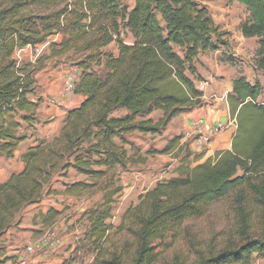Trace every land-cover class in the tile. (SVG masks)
I'll list each match as a JSON object with an SVG mask.
<instances>
[{
  "label": "trees",
  "instance_id": "trees-1",
  "mask_svg": "<svg viewBox=\"0 0 264 264\" xmlns=\"http://www.w3.org/2000/svg\"><path fill=\"white\" fill-rule=\"evenodd\" d=\"M125 1L10 0L0 5V157H13L27 138L20 129L33 125L40 104V98L32 99L38 67L17 60V51L46 44L51 57L82 52L72 92L84 97L66 113L58 133L34 139L20 156L22 169L0 183V239L28 206L54 192L56 175L65 176L71 167L87 180L67 185V193L80 196L95 186L102 191L101 200L83 215L88 224L84 243L95 253L89 264H155L156 240L167 234L176 238L184 222L232 192L240 241L196 250L190 264H253L254 256H264V105L257 103L261 86L244 76L232 81L226 96L236 121L230 148L200 161L203 152L192 154L180 144L181 136L170 139L160 153L176 147L179 156L186 148L174 175L141 194L114 227V232L130 234L131 243L106 249L111 229L107 221L121 191L106 175L117 166L145 161L127 153L124 136L160 134L174 117L201 106L195 62L200 51L214 46L213 37L221 35L195 0H133L131 6ZM228 1L249 11L240 30L244 37L258 38L255 65L264 73V0ZM122 29L129 31L130 43L122 40ZM52 35L61 37L53 40ZM111 43L116 55L104 50ZM119 109L126 113L115 115ZM156 110L162 112L159 118L148 117ZM250 204L261 212L256 236L250 234ZM38 215L42 226H49L59 211L50 207ZM173 264L187 262L179 257Z\"/></svg>",
  "mask_w": 264,
  "mask_h": 264
},
{
  "label": "rangeland",
  "instance_id": "rangeland-1",
  "mask_svg": "<svg viewBox=\"0 0 264 264\" xmlns=\"http://www.w3.org/2000/svg\"><path fill=\"white\" fill-rule=\"evenodd\" d=\"M9 1L0 0V5H7ZM132 1L126 0L125 3L131 6ZM195 1L206 8L215 26L219 28V33H221L219 37H213L214 46L212 48L200 51L195 62L200 77L198 79L194 77V79H196L195 83L198 90L202 93L201 106H213L218 101H221L226 108V114L230 116L227 122H230L233 117L230 114L229 106H226L225 102H227V89L230 83L232 85V81L235 78L244 76L250 83L260 85L262 90L257 103L264 105V73L257 69L255 65L258 38L244 37L241 33L240 28L242 23L249 18V11L242 4L229 2L228 0ZM54 36L52 35L50 38ZM60 37L61 35H57V39ZM121 38L126 43H130L132 40L129 31L125 29L121 31ZM104 50L112 52L115 55L117 54L114 43H111ZM176 51L180 50L176 49ZM82 55V52L71 50L59 56L51 57L50 49L47 48V45L41 44L38 46H28L23 50L17 51L15 57L17 60L31 62L38 67L34 74L35 80L38 82L45 77L51 78L53 73L49 74V68L57 70V73L63 72L65 78L76 68L75 64ZM43 89V85L35 83L33 95L35 97L39 96V93ZM124 113H126L125 109H119L114 114L122 115ZM161 114L160 110H156L151 112L148 117L156 120ZM196 120L203 122L201 118ZM49 122L46 119L44 125ZM216 122H222L225 126L224 129H226L227 122L221 120ZM23 125L26 126L25 124ZM174 125L172 119L160 134L152 135L133 132L124 136L127 142L124 145L127 153L135 157L145 158V161L129 164L126 168L117 166L109 170L106 175L105 179H113L121 186V191L114 197L112 217L107 221V224L111 228L110 240L106 244L107 251L120 250L123 243L126 241L131 243L132 241V236L124 230L114 232V227L120 223L126 209L130 205L136 204L139 196L152 188L156 182L174 175V169L178 165L182 154L186 152V148H183L179 156H177L179 151L176 147L168 154L159 152L174 137L181 136L180 144H182L183 133L188 128L177 134L173 132ZM36 126V121L33 122V125L29 126V128H32L33 133L39 128V125L38 127ZM33 133L31 136L34 137L37 133ZM36 138L38 137L34 139ZM121 140V137L115 138V142L118 144H121ZM185 144L192 151V154L197 153L191 150L187 143ZM130 145L133 147L130 148ZM103 179H100V182ZM86 180L87 177L77 174L70 167L65 176L56 175L52 184L54 192L44 196L50 202L59 204L60 212L55 219L56 222L58 224L62 223L69 228L76 227L80 235L84 234L88 227L86 219L83 216L84 211L101 200L102 191L95 186L90 192L77 196L67 193L65 188L73 182ZM235 193L232 192L225 198L208 206L205 213L200 217L184 222L176 238L171 236L172 234H167L162 240H156L154 243L155 252H157L155 264H173L175 259L179 257L183 262L186 260L187 264H190L195 260L196 250L205 249L206 246H210L213 243L216 247H222L230 239L240 241L237 235ZM250 206L252 209L250 234L256 236L259 233L261 212L258 207L252 204ZM38 211H40L39 206L32 210L35 216ZM47 226H42L41 224V226L39 225V229L41 230ZM84 245H86V249H84V253H82V257L80 258L82 264H86L89 260L92 262L95 255L88 243H84ZM5 259L7 257H4L3 261ZM72 260L74 259L72 258ZM253 264H264V256H254Z\"/></svg>",
  "mask_w": 264,
  "mask_h": 264
},
{
  "label": "crops",
  "instance_id": "crops-1",
  "mask_svg": "<svg viewBox=\"0 0 264 264\" xmlns=\"http://www.w3.org/2000/svg\"><path fill=\"white\" fill-rule=\"evenodd\" d=\"M57 72V70L49 68V74L51 75L53 73L51 78L45 77L36 82V84L43 85L44 87L43 91L39 93V96L35 97L32 95V99L34 100L40 98V104L35 115L36 127L39 125L38 130L34 131L37 134L34 137L31 136L33 131L29 127L26 128L23 126L20 129V133H25L27 138L19 143L17 149L14 151L13 157H0V183L7 180L11 173L22 169L23 163L20 160V156L29 146L34 144L35 137L39 139L52 138L59 131L66 113L70 109L77 107L83 101L84 97L82 95L74 94L73 92L63 93V72ZM227 91H231V83ZM53 100L54 102H52ZM225 105L228 106L227 102H225ZM195 118H201L204 127L207 128L209 124L216 121L221 120L227 122L230 116L226 114V108L221 101H218L213 106L196 107L187 113L173 118V123L175 124L173 132L179 134L180 131H184ZM46 119L50 122L44 125ZM235 128L236 124H234L233 118L230 122H227L226 129L217 132L205 146H199L191 141L182 140V142L187 143L190 149L197 153L203 152L204 155L201 159L203 161L207 157L213 156L218 150L230 148ZM38 206L40 207V211L35 216L32 210ZM50 207L60 212L59 204L50 202L45 197L39 204L28 206L22 212L20 222L11 227L0 239V264H19L18 258L21 256H26L29 264H82L80 258L82 257V253H84V249L81 246L84 243L85 237L84 234L80 235L76 227L69 228L62 223L58 224L55 220L46 228L39 229L41 223L38 214L45 212ZM39 231L41 232L39 233ZM48 231L59 235L63 240L64 246L54 248L44 255V257L38 253H27L26 248L32 245L41 234ZM4 257H7V259L3 261ZM90 262L91 260L86 264Z\"/></svg>",
  "mask_w": 264,
  "mask_h": 264
},
{
  "label": "built area",
  "instance_id": "built-area-1",
  "mask_svg": "<svg viewBox=\"0 0 264 264\" xmlns=\"http://www.w3.org/2000/svg\"><path fill=\"white\" fill-rule=\"evenodd\" d=\"M52 39H57V36L55 35ZM78 75V69L75 68L72 73H69L64 78L62 84L63 93L72 92L74 84L78 79ZM52 102H54V100ZM234 124H236L235 119ZM224 128L225 126L222 122L209 124L206 128L201 121L195 119L190 123L188 130L183 133V141H191L192 143H196L199 146H205L211 137ZM62 245V238L59 235H56L54 232L48 231L41 234L32 245L26 248V251H28L27 253H38L39 255L44 256L54 248L61 247ZM18 263L29 264L26 256H21L18 258Z\"/></svg>",
  "mask_w": 264,
  "mask_h": 264
}]
</instances>
